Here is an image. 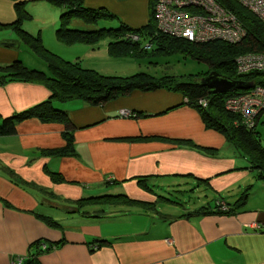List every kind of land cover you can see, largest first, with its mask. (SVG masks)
I'll list each match as a JSON object with an SVG mask.
<instances>
[{"label": "crops", "instance_id": "1", "mask_svg": "<svg viewBox=\"0 0 264 264\" xmlns=\"http://www.w3.org/2000/svg\"><path fill=\"white\" fill-rule=\"evenodd\" d=\"M18 1H26L30 12L45 8L56 21L59 9L45 1ZM13 2L0 0L6 8L0 9V23L15 19L7 5ZM81 2L106 10L110 20L128 28L148 23V0ZM21 28L33 32L23 23ZM15 44H0V122L48 97L41 82L5 77L15 61L47 71L20 56ZM54 106L71 125L70 155L47 153L64 147L58 123L30 118L0 137V264L17 259L28 264L34 241L53 246L36 256L38 264H264V183L252 184V171L232 146L206 128L179 93L135 91L100 106L81 101ZM121 110L134 117L121 118ZM182 185L205 193L198 207L173 204L155 193ZM244 192L236 212L214 211L218 203L232 206ZM102 196L112 198L79 203ZM207 197L213 200L204 203Z\"/></svg>", "mask_w": 264, "mask_h": 264}, {"label": "trees", "instance_id": "2", "mask_svg": "<svg viewBox=\"0 0 264 264\" xmlns=\"http://www.w3.org/2000/svg\"><path fill=\"white\" fill-rule=\"evenodd\" d=\"M15 12V19L7 24L0 23V29L11 28L23 34L29 47L35 54L44 59L46 73L40 70H31L22 65L19 61L13 62L6 69L5 76L10 80L20 82H41L48 91V97L17 114L3 118L0 122V137L10 136L14 133V123L30 118H36L41 122H54L62 125L64 147L58 150L48 151L51 156L65 157L70 155L71 150V125L66 114L54 106L55 103H67L81 101L90 105H103L119 97H124L132 92H152L156 90H166L179 93L184 99V104L195 110L200 116L205 127L221 134L225 140L244 154H248V161L252 166L249 170L257 169V177L264 180V150L260 148L259 141L255 136L253 128L246 129L240 123V117L225 111L224 101L229 97L241 95L246 90H236L226 94H212L199 84L197 79L161 77L154 79L146 74H136L131 77H108L101 76L89 69H83L77 63L62 60L58 56L47 51L41 44L38 35L31 36L20 29L22 20L27 17L24 13V3L26 1L11 0ZM59 9V23L55 30V38L62 45L68 46L75 43L93 45L95 41L103 37L111 38L107 44L108 53L111 56L119 55H146L150 54H171L181 52L191 59L205 63L209 70L224 75L232 80L241 82L253 81L255 84L264 85L261 81L264 72L251 73L238 76L234 72L233 61L238 55L246 52L259 51L264 47V33L259 21L248 11L238 5L234 0H214L222 9L230 12L234 18L244 28L246 36L238 44H228L222 41H210L206 43L187 42L182 38L166 36L155 30L153 9L155 0H148V23L140 28L132 29L119 23L117 28H98L91 30H80L67 28L70 20H78L84 25H93L97 21L110 20L113 15L104 9L86 8L81 0H43ZM135 35L137 40H131L128 36ZM28 36V37H26ZM141 39L147 41V47H143ZM208 73L204 74L206 76ZM201 103H204L203 106ZM50 179L59 176L55 173L49 174ZM247 194L244 192L235 203L221 210L223 203H218L214 211L219 214H232L243 204ZM108 200L110 196L97 198H85L79 203H98V200ZM221 204V205H220ZM224 205V204H223ZM49 225L55 222L44 217ZM106 242V241H105ZM53 247V246H52ZM45 246L42 242L34 241L28 248V264H38L35 259L40 253H45L52 248ZM92 247H95L92 245ZM16 264H18L15 261ZM19 264H24L23 259Z\"/></svg>", "mask_w": 264, "mask_h": 264}, {"label": "rangeland", "instance_id": "3", "mask_svg": "<svg viewBox=\"0 0 264 264\" xmlns=\"http://www.w3.org/2000/svg\"><path fill=\"white\" fill-rule=\"evenodd\" d=\"M8 7H13L12 4H7ZM1 10H6L5 6H0ZM47 9V8H46ZM49 9V8H48ZM58 11V10H57ZM24 13L27 15L22 20V23L25 26L33 28V32L25 31L27 34L31 36L38 35L40 38L41 44L43 47L49 51L50 53L58 56L62 60L77 63L79 67L83 69H89L97 73L101 76H108V77H131L136 74L142 73L146 74L152 78L159 79L161 77H175V78H189V79H197L199 80L204 74L211 72L209 67L203 63L191 59L186 54L181 52H173L171 54H150V51L146 55H123V56H111L108 53V46L107 44L111 42V38L103 37L99 40L95 41L93 45H86L81 43H75L68 46L62 45L59 43L55 38V30L57 29V24L59 20V11L56 14V21L53 22V14L45 10H38L36 8L34 11H28L26 8L24 9ZM116 20H104V21H97L93 25H84L78 20H70L67 28L74 29L72 26H80L78 28H83L80 30H91V29H98V28H117L118 24L115 22ZM78 23V24H77ZM154 21L155 30L158 32ZM21 29V27H20ZM77 29V28H75ZM138 29V28H137ZM22 31H24L22 29ZM23 34L15 31L14 29L7 28L5 30H0V44L2 45H9L12 44L19 45V47L15 48L17 51H20V56L22 55L25 59H30L31 61H36L35 63H39L44 66L45 62L44 59L38 57L35 54L33 49L29 47L27 43V39L24 38ZM28 37V36H26ZM131 40L137 38L135 35L128 36ZM5 39V41H4ZM7 40H14L11 43L7 42ZM143 47H147V41L144 39L140 40ZM45 67V66H44ZM27 68V67H26ZM33 70V69H31ZM37 71V70H36ZM3 72V71H2ZM45 72L46 71H42ZM57 104V103H55ZM59 104V103H58ZM127 113V117L119 116L121 118H132L134 117L133 113H130L125 110H121ZM226 112L230 113V111L225 110ZM120 113V111H119ZM232 114V113H230ZM253 131L255 132V136L259 141L260 148L264 150V112H262L259 117L255 120V124L253 127ZM235 156L243 161L247 166H252V163L248 161L249 155L239 152L238 150L234 149ZM245 167V168H246ZM252 172H249L250 179L254 186H262L263 181L254 179L257 175L258 170L252 169ZM253 187H251L250 191ZM193 187L182 185L178 186H164V190L156 191L155 193L161 195L162 197L166 198L167 200L171 201L173 204L175 203H184L182 204L186 208L198 207L197 200L199 202L203 200L205 193L201 191L194 192ZM255 189V187H254ZM207 194V193H206ZM213 199L207 197L204 200V203L207 201H212ZM199 204V203H198ZM218 205V204H217ZM172 207V206H170ZM167 207V211H171L172 208ZM174 208H179V206L173 205ZM224 207H226L224 205Z\"/></svg>", "mask_w": 264, "mask_h": 264}, {"label": "built area", "instance_id": "4", "mask_svg": "<svg viewBox=\"0 0 264 264\" xmlns=\"http://www.w3.org/2000/svg\"><path fill=\"white\" fill-rule=\"evenodd\" d=\"M234 1L259 21L264 33V0ZM153 17L158 32L187 42L222 41L235 45L246 36L234 16L214 0H155ZM233 67L238 76L264 72V47L238 55L234 58ZM261 81L264 83L263 77ZM250 83L252 86L245 93L229 97L223 104L225 110L240 117V123L246 129L253 128L255 120L264 112V85ZM119 114L127 117L126 112L120 111ZM225 208L222 204L220 209ZM16 262L19 264L21 259Z\"/></svg>", "mask_w": 264, "mask_h": 264}, {"label": "water", "instance_id": "5", "mask_svg": "<svg viewBox=\"0 0 264 264\" xmlns=\"http://www.w3.org/2000/svg\"><path fill=\"white\" fill-rule=\"evenodd\" d=\"M199 84L206 87L212 94H226L236 90H247L252 86L250 82L235 81L214 71L201 77Z\"/></svg>", "mask_w": 264, "mask_h": 264}, {"label": "bare ground", "instance_id": "6", "mask_svg": "<svg viewBox=\"0 0 264 264\" xmlns=\"http://www.w3.org/2000/svg\"><path fill=\"white\" fill-rule=\"evenodd\" d=\"M206 43V42H205Z\"/></svg>", "mask_w": 264, "mask_h": 264}]
</instances>
